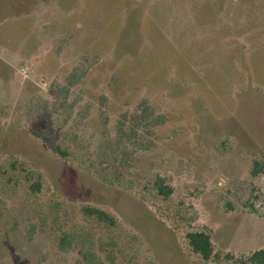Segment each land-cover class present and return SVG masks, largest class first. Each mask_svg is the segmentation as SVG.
<instances>
[{
	"label": "rangeland",
	"instance_id": "rangeland-1",
	"mask_svg": "<svg viewBox=\"0 0 264 264\" xmlns=\"http://www.w3.org/2000/svg\"><path fill=\"white\" fill-rule=\"evenodd\" d=\"M53 204L106 264H238L225 254L263 247L264 0H0V264H87L47 227L27 240ZM85 204L117 228L82 220ZM190 230L218 257L194 254Z\"/></svg>",
	"mask_w": 264,
	"mask_h": 264
},
{
	"label": "trees",
	"instance_id": "trees-1",
	"mask_svg": "<svg viewBox=\"0 0 264 264\" xmlns=\"http://www.w3.org/2000/svg\"><path fill=\"white\" fill-rule=\"evenodd\" d=\"M141 112L145 113L144 119L148 120L147 125H150V127L158 125L162 122V116L160 114L154 115L147 105L141 110ZM134 131L135 129L132 128L130 132H126V134L124 135H127V138L130 139L131 136H133V133H135ZM140 143L139 145H141ZM54 150L62 157L69 156V152L66 149L61 148L60 145H55ZM252 163L253 164L251 174L255 176L262 171L263 166L257 160H254ZM39 185L40 183L37 180L33 181L29 185L32 193L40 189ZM152 189L154 190V193L156 195L162 196L163 198H167L169 195H171L173 191V188L165 182L164 178L159 175H156L152 180ZM49 211L52 214L51 216H54L50 218V223L46 221V218H41L40 221H38L39 224L35 222L30 225L26 230L27 240L32 239L33 235L37 232L39 228L40 231H43L47 227L51 230V235H53V237L55 238V242L58 249L62 251L75 250L87 264H106V261H104L101 255V253L104 251V248L103 243L100 240L94 239L92 233L85 232L84 230L82 231L81 227L80 229H77L75 227V224L72 223L71 218L68 216L62 215V218L58 220L57 212L60 211V206L58 207L57 204H53ZM61 212H63V210ZM78 214L80 215L79 217L82 220H92L95 224L101 225L105 230H113L117 228L118 225V221L113 214L97 206H91L86 204L81 205L79 207ZM15 225L16 224H14L13 227H15ZM185 238L188 246L190 247V250L194 254L198 255L201 260L207 262L213 258L218 257V255L214 251V246L211 241L210 233L208 231L190 230L186 232ZM115 244V240H111L105 245L109 246L110 249H112ZM110 252L106 253L105 257L108 258L106 259L107 261L113 263V257H111V260H109V256L112 253ZM225 256L237 262L238 264H264V246L252 250L246 254H242L238 257H234L232 254L228 253L225 254ZM132 258V256H129V258L126 260V264H140L134 262ZM5 264L32 263L21 255H13L5 262Z\"/></svg>",
	"mask_w": 264,
	"mask_h": 264
}]
</instances>
